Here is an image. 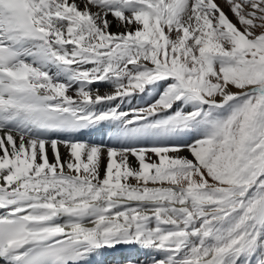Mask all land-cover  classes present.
Segmentation results:
<instances>
[{"label": "snow or ice", "instance_id": "1", "mask_svg": "<svg viewBox=\"0 0 264 264\" xmlns=\"http://www.w3.org/2000/svg\"><path fill=\"white\" fill-rule=\"evenodd\" d=\"M0 264H264V0H0Z\"/></svg>", "mask_w": 264, "mask_h": 264}, {"label": "bare ground", "instance_id": "2", "mask_svg": "<svg viewBox=\"0 0 264 264\" xmlns=\"http://www.w3.org/2000/svg\"><path fill=\"white\" fill-rule=\"evenodd\" d=\"M218 2L221 3L222 6H223V0H218ZM225 11L226 12L228 11L226 7H225ZM100 87L103 90V85H101ZM60 152H61L62 157H65L66 158V156H67V150L63 147V145L60 146ZM183 154L184 155H187V153H183ZM131 159H132L133 164H135L134 158H131Z\"/></svg>", "mask_w": 264, "mask_h": 264}, {"label": "rangeland", "instance_id": "3", "mask_svg": "<svg viewBox=\"0 0 264 264\" xmlns=\"http://www.w3.org/2000/svg\"><path fill=\"white\" fill-rule=\"evenodd\" d=\"M229 15L231 16V13Z\"/></svg>", "mask_w": 264, "mask_h": 264}]
</instances>
